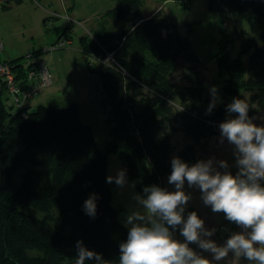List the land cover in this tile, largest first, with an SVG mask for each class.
<instances>
[{"label": "trees", "instance_id": "obj_1", "mask_svg": "<svg viewBox=\"0 0 264 264\" xmlns=\"http://www.w3.org/2000/svg\"><path fill=\"white\" fill-rule=\"evenodd\" d=\"M175 1L189 7L193 0ZM0 2L9 8L23 0ZM143 5V0H117L106 11L105 23L92 36L80 38L90 71L101 83L110 137L106 150L98 146L93 127L76 103L62 106L53 100L28 106L23 118L0 92V264H75L77 241L119 264V246L128 228L112 204L106 182L108 155L122 161L139 194L153 184L168 189L173 134H183L186 144L176 156L191 166L207 148L203 141L218 133L214 124L225 119L227 105L235 98L249 94V116L264 110V0L208 2L222 24L249 23L248 30L235 31L238 57L227 52L231 36L219 42L218 74L212 85L225 101L211 114L207 108L212 97L191 41L162 11L144 17ZM65 37L70 38L67 31ZM7 62L19 77L26 74L25 57ZM178 68L184 69L183 83L172 78ZM40 172L49 176L47 183L39 180ZM93 193L98 197L94 219L83 209ZM191 211L201 218L194 207L185 211V218ZM174 235L183 242L178 230ZM189 247L201 252L196 244Z\"/></svg>", "mask_w": 264, "mask_h": 264}, {"label": "rangeland", "instance_id": "obj_2", "mask_svg": "<svg viewBox=\"0 0 264 264\" xmlns=\"http://www.w3.org/2000/svg\"><path fill=\"white\" fill-rule=\"evenodd\" d=\"M34 1L24 0L23 4L16 5L12 9L5 8L0 2V42L4 47L0 51V57L5 61H13L26 57L31 50H41L37 55L45 58L52 67L54 84L49 90L52 94L44 90L40 93L44 97V102L40 103L49 105L51 99H56L62 106L76 103L81 110L84 121L93 127L98 146L102 150H106L110 137L105 108L102 105L101 83L98 76L90 71L80 38L85 35L92 36L95 28L105 23L106 11L114 7L117 0H74L72 11L75 17L69 13L72 18L71 21L66 19L64 13L56 17L46 18L47 20L44 21L45 16L42 9H44L43 7L49 8V6L40 0H36L37 3ZM53 1V8H58L60 0ZM143 2V15L151 13L159 6L168 20L176 24L180 33L191 41L193 51L200 59L201 73L210 90L213 87L212 82L218 74L217 55L220 40L226 34L231 36L233 41L231 46L227 48V52L231 58L238 57L240 41L234 36L235 31L236 29L248 30L249 23L246 20H231L226 22L227 25L222 24L219 13L209 9V0H193L189 7H186L183 2L175 0H143ZM221 28L226 29L225 32ZM65 31L70 37V43L65 47L50 50L54 44L62 39ZM244 59L248 60V55ZM92 60L89 57V61ZM183 73L184 69L178 68L172 76L173 80L176 83H183ZM3 86L1 82L2 97H5L7 105H12V98L5 94ZM218 95L220 98L218 103L224 102L225 100L220 93ZM243 99L249 103V94H245ZM17 108L14 107L15 110ZM236 115L232 114V118H235ZM249 117L255 118L254 123L258 126H264V119H261L264 117V110ZM228 118L227 113L223 121L214 124L218 133L211 136L207 141H203L207 148L205 151H199L196 163L212 158H215L216 162L225 160L229 164V170L235 175L238 169L235 167L234 146L226 140L220 144L219 124ZM172 140L175 148L173 157H175L178 150L186 144V141L181 132L173 134ZM214 166L218 167V163ZM121 169H123L122 161L115 154H109L108 176H116L118 170ZM38 178L44 183L49 181V176L44 172H40ZM14 180L15 183L19 182V172L15 174ZM126 180L127 185L123 188L115 183L109 184L112 191V204L120 209L119 218L123 223L130 211L137 208L133 196L139 194L136 188L131 187L132 182L127 177ZM168 190H175L174 186L169 185ZM185 192L192 197L186 206V210L191 207L196 208L200 212L201 219L205 221V227L217 229L210 239L219 245H223L233 232L242 231L236 224L227 221L223 213H213L210 207L205 206L200 198L201 192L196 188H189L187 182H185ZM202 255L212 259L209 253H202ZM220 264H249V262L243 257L235 258L232 253H229L227 260L221 261Z\"/></svg>", "mask_w": 264, "mask_h": 264}, {"label": "clouds", "instance_id": "obj_3", "mask_svg": "<svg viewBox=\"0 0 264 264\" xmlns=\"http://www.w3.org/2000/svg\"><path fill=\"white\" fill-rule=\"evenodd\" d=\"M212 97L207 108L211 114L219 102L217 87L210 89ZM229 118L219 124L220 144L225 140L234 146L235 175L225 160L215 158L200 160L193 165L179 156L171 160L168 184L173 191L158 185L145 186L143 194H135L137 208L130 211L124 224L127 239L119 246V264H220L229 253L235 258H245L249 264H264V126L250 118L246 99L235 98L227 105ZM232 114H237L232 118ZM264 119V117H261ZM218 163V167L214 166ZM223 169V171H221ZM106 182L123 188L127 185L126 170L109 175ZM189 188L201 192V200L213 213H223L226 220L242 231L233 232L219 245L210 239L217 229L205 227V221L196 211L185 210L191 195ZM135 188V182L131 185ZM97 194L93 193L83 204L86 215L95 218ZM183 242L175 238V232ZM196 244L201 252L189 247ZM75 264L95 260L97 264H111L102 254L88 250L83 241L76 243ZM202 253H209L212 259Z\"/></svg>", "mask_w": 264, "mask_h": 264}, {"label": "built area", "instance_id": "obj_4", "mask_svg": "<svg viewBox=\"0 0 264 264\" xmlns=\"http://www.w3.org/2000/svg\"><path fill=\"white\" fill-rule=\"evenodd\" d=\"M65 17L69 21L72 19L69 14H66ZM69 43L70 40L67 37L62 38L50 50L65 47ZM3 48V44L0 42V51ZM25 60L24 72L26 74L20 77L17 75L14 65L0 60V81L13 103L22 111L23 118L27 117L28 110L26 108H28L30 100L54 84L53 69L45 58L29 51Z\"/></svg>", "mask_w": 264, "mask_h": 264}, {"label": "crops", "instance_id": "obj_5", "mask_svg": "<svg viewBox=\"0 0 264 264\" xmlns=\"http://www.w3.org/2000/svg\"><path fill=\"white\" fill-rule=\"evenodd\" d=\"M40 1H42V2H44V3H46L48 6H49V8H47V7H43L44 9H42V11L44 12V21H46L48 18H50V17H56V16H58V15H61V14H72L73 16L75 15L74 14V12L72 11L73 10V6H74V3L72 4L70 1H68V0H60V3H59V5H58V8L57 7H55L56 9H54L53 8V5H54V1L53 0H40ZM23 2H24V0H23ZM23 2L21 3V4H23ZM35 3H37V1L35 0L34 1ZM21 4H19V5H21ZM17 4H13V5H10L9 6V9L11 8L12 9V7H15ZM14 10V9H13ZM159 11H161L160 10V7L158 6V7H156L151 13H149V14H144L143 16L144 17H150V16H153V15H155L156 13H158ZM69 14V15H70ZM47 15V16H46ZM49 15V16H48ZM75 17V16H74ZM47 18V19H46ZM97 28V27H96ZM70 40V39H69ZM71 41V40H70ZM36 51H38V50H36ZM0 60H2L1 59V57H0ZM7 61V60H6ZM1 83V82H0ZM3 89H4V91H5V94H7V92H6V90H5V88H4V86H3ZM51 89V87L50 88H48V89H46V90H44L45 92H49V90ZM50 94H52V92H49ZM45 97H46V95H45ZM44 97L42 96V94H40L39 96H37V97H35L34 99H32V100H30V102L28 103V106L29 107H31V108H33V107H35V106H37V105H39V104H41L40 102H44V99H43ZM53 100H56V99H51V102L53 101Z\"/></svg>", "mask_w": 264, "mask_h": 264}]
</instances>
